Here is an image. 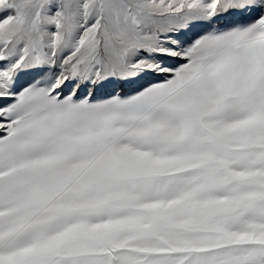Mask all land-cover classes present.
<instances>
[{"label":"snow or ice","instance_id":"1","mask_svg":"<svg viewBox=\"0 0 264 264\" xmlns=\"http://www.w3.org/2000/svg\"><path fill=\"white\" fill-rule=\"evenodd\" d=\"M0 264H264V0H0Z\"/></svg>","mask_w":264,"mask_h":264}]
</instances>
